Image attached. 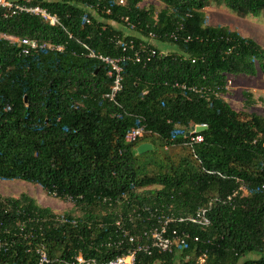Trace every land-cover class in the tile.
<instances>
[{
	"label": "trees",
	"instance_id": "1",
	"mask_svg": "<svg viewBox=\"0 0 264 264\" xmlns=\"http://www.w3.org/2000/svg\"><path fill=\"white\" fill-rule=\"evenodd\" d=\"M155 1L158 11L142 0H29L59 26L28 15L4 18L0 10V35L63 45L60 53L20 56L0 37V181L37 185L70 204L55 213L26 194L0 196V264H38L40 247L47 264L77 255L106 262L133 246L116 223L136 235L155 226L158 213L178 218L198 208L207 227L171 223L170 230L188 234L184 245L138 252L134 264H264V116L248 112V93L238 112L221 98L229 77L254 76L258 68L264 76V47L206 25L203 13L221 4L255 17L264 0ZM148 33L172 50L124 62L122 90L105 101V68L83 46L116 57L124 54L117 41L137 44ZM197 125L206 128L191 143L186 132ZM135 127L142 137L125 143ZM142 143L151 150L137 155ZM164 146L180 153L165 164L144 162ZM240 182L245 192L227 200ZM246 255L256 258L239 263Z\"/></svg>",
	"mask_w": 264,
	"mask_h": 264
},
{
	"label": "built area",
	"instance_id": "2",
	"mask_svg": "<svg viewBox=\"0 0 264 264\" xmlns=\"http://www.w3.org/2000/svg\"><path fill=\"white\" fill-rule=\"evenodd\" d=\"M155 1V0H153ZM116 5H124L126 0H114ZM29 0H0V10L2 11V16L4 18H10L19 15H28L32 17H37L49 26H59L58 19L49 14L45 9L39 7L38 5L28 4ZM108 13V11H106ZM84 22L87 24L88 20L84 16ZM123 22L132 29L133 26L127 23V19L124 18ZM0 37L10 44L17 46L18 55L28 56L38 53L46 52H57L60 53L63 50V45L53 44L43 41H38L30 38H15L13 36L0 35ZM116 45L121 47L124 54L110 57L101 53L94 52L87 47L83 46L85 51V56L89 59L96 60L101 63L105 68V76L110 81L108 90L102 95V99L107 102H114L117 95L122 90V64L126 61H131L134 63L141 62L142 59L148 61L150 58L158 55L164 56L166 52L162 51L158 44L156 43V37L152 33H148L146 37L142 39L139 43H134V41L129 40L127 43L117 41ZM129 51V52H127ZM182 88V87H181ZM227 88V82L225 89ZM196 91V89H191ZM204 126L205 125H197ZM142 127L131 128L124 134L123 140L125 143H133L137 141L143 135ZM194 127L186 132V138L189 142L196 143L200 142L201 138L199 136H193ZM192 135V136H191ZM264 148V143L262 144ZM264 188V185L261 186ZM245 192L244 185L240 182L237 189L227 197V200H231L238 193ZM156 225L148 230L141 231L140 233L128 234L126 231L118 226L121 236L127 240V242L132 246L131 249L127 251L125 255L115 257L114 259L108 260L106 262H97L94 259H84L80 255H77L73 262L69 264H134L135 255L138 252H142L146 255H150L152 251L157 253H164L171 251L172 247L177 244L183 246L185 240L188 239V234L185 231L177 232L175 229H169V225L175 222H188L192 225L207 227L209 225V220L206 215V211L203 208H198L193 214L186 217L175 218L173 216H164L163 214H156ZM193 238V241H196ZM109 246V244H108ZM38 255V264H47L48 259L42 247L36 250Z\"/></svg>",
	"mask_w": 264,
	"mask_h": 264
},
{
	"label": "rangeland",
	"instance_id": "3",
	"mask_svg": "<svg viewBox=\"0 0 264 264\" xmlns=\"http://www.w3.org/2000/svg\"><path fill=\"white\" fill-rule=\"evenodd\" d=\"M140 6H152L155 11L162 8V5L153 0H142ZM203 13L206 25L227 27L242 37L253 39L258 45L264 47V11L255 17H238L220 4L204 8ZM158 47L166 53L172 50V47L169 46L158 45ZM225 90L226 93L222 94L221 98L233 111H243L242 94L248 93L253 101V105L248 112L264 116V76L259 68L254 76L237 75L229 77ZM178 153H180V150L177 147H159L157 153L151 156L150 159H144V162L155 165L165 164L164 159L168 155L174 157ZM21 194L30 196L40 206L50 208L55 213H62L70 208L69 202H62L46 195L37 185H30L20 181H0L1 197H18ZM249 258H256V256L246 255L240 259L239 263Z\"/></svg>",
	"mask_w": 264,
	"mask_h": 264
},
{
	"label": "water",
	"instance_id": "4",
	"mask_svg": "<svg viewBox=\"0 0 264 264\" xmlns=\"http://www.w3.org/2000/svg\"><path fill=\"white\" fill-rule=\"evenodd\" d=\"M205 128L206 127H204V126H195L194 132H196V133L201 132V131L205 130ZM150 150H151V146L149 144H146V143L139 144L135 148V152L137 155L143 154V153L148 152Z\"/></svg>",
	"mask_w": 264,
	"mask_h": 264
}]
</instances>
